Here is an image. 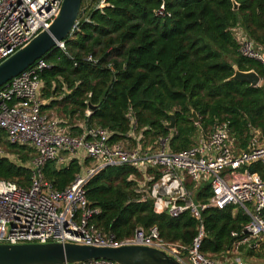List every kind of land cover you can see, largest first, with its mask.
Wrapping results in <instances>:
<instances>
[{
	"label": "trees",
	"instance_id": "1",
	"mask_svg": "<svg viewBox=\"0 0 264 264\" xmlns=\"http://www.w3.org/2000/svg\"><path fill=\"white\" fill-rule=\"evenodd\" d=\"M233 1L239 6L236 11ZM163 5L165 16H159ZM83 11L65 51L56 48L41 58L48 65L40 73L42 100L48 102L43 114L55 112L71 127L84 122L107 129L112 142L127 139L132 114L137 132L151 140L174 133L175 153L192 148L198 132H210L217 122H229L240 150H248L255 132L264 137V65L242 56L233 33L242 29L264 49V0H84ZM235 67L256 72L262 84L254 88L231 80ZM90 107L93 112L87 117ZM171 115L174 130L168 128ZM79 132L76 126L70 135ZM3 137L8 155L22 163L34 158L30 147ZM80 172L77 160L62 169L54 163L44 168L45 179L58 191L69 187ZM250 172L264 178L261 163L252 165ZM132 176L143 180L129 165L108 167L87 184L88 200L100 211L93 223L103 233L123 241L138 228L157 227L165 242L190 248L203 226L201 253L213 260L230 257L237 241L232 233L243 234L250 222L241 208H209L202 212V224L190 213L174 218L157 213L152 201H141ZM0 179L23 189L31 186L30 170L1 156ZM210 198L209 187L195 195L198 203ZM245 250L255 256L254 248L247 246L240 255ZM262 251L255 257L264 259Z\"/></svg>",
	"mask_w": 264,
	"mask_h": 264
},
{
	"label": "built area",
	"instance_id": "2",
	"mask_svg": "<svg viewBox=\"0 0 264 264\" xmlns=\"http://www.w3.org/2000/svg\"><path fill=\"white\" fill-rule=\"evenodd\" d=\"M63 2L0 0V65L48 31ZM158 15L165 16L164 5ZM233 33L242 56L264 65V49L242 29L235 28ZM59 48L65 51V42ZM46 68V62L38 61L0 89V156L31 172L28 189L0 179V244L141 246L165 252L181 264H248L240 255L241 247L254 248V240L264 239V178L250 172L254 164L264 166V137L260 132L254 133L248 150H240L229 122H217L210 132H198L192 148L175 153L171 149L174 133L151 140L137 132V124L129 114L131 130L121 142H112L113 134L107 129L85 123L78 125V135L71 136L59 119L42 113L44 82L40 73ZM92 112L89 108L86 116ZM3 136L11 144L30 147L34 158L22 163L8 155L2 146ZM74 160L81 165L80 174L65 190H56L45 179V166L54 163L62 169ZM122 165L143 175V180L137 181L134 176L130 180H136L139 199L152 201L157 213L174 218L190 213L202 224V212L209 208H241L250 222L243 234L232 233L237 239L230 253L236 254L235 261L213 260L201 253L203 226L190 248L165 242L157 227L138 228L123 241L97 228L93 220L100 211L91 206L86 186L104 169ZM202 187H209L211 193L206 204L195 200ZM74 264L117 263L99 259Z\"/></svg>",
	"mask_w": 264,
	"mask_h": 264
},
{
	"label": "water",
	"instance_id": "3",
	"mask_svg": "<svg viewBox=\"0 0 264 264\" xmlns=\"http://www.w3.org/2000/svg\"><path fill=\"white\" fill-rule=\"evenodd\" d=\"M84 0H64L61 10L48 31L41 33L29 45L0 65V89L14 78L32 68L42 57L65 42L73 33L83 15ZM234 10L238 4L233 1ZM231 80L259 87L263 82L254 72H241L235 67ZM93 111V107H90ZM195 124L199 117L192 112ZM168 128L175 129L174 115ZM105 259L117 264H181L165 252L141 247L97 248L77 244H0V264H74L84 261Z\"/></svg>",
	"mask_w": 264,
	"mask_h": 264
},
{
	"label": "crops",
	"instance_id": "4",
	"mask_svg": "<svg viewBox=\"0 0 264 264\" xmlns=\"http://www.w3.org/2000/svg\"><path fill=\"white\" fill-rule=\"evenodd\" d=\"M47 104H48V102L44 100V105L46 106ZM50 113H47V115L50 116V117H55V118L59 119L62 122V124L64 125V127L67 128V130H68L69 133H71V130H74L76 126L82 125L84 123V122H81V123H78L76 126H72L71 127V126L68 125V123H69L68 121H65L63 119H60L55 112H50ZM261 241L262 240H260V241L259 240L258 241L257 240H254L255 256L257 255L256 254V250H258L260 248V246H261ZM260 252H263L262 249H261ZM249 258L257 259L258 262H264V259H258V258H253V257H249Z\"/></svg>",
	"mask_w": 264,
	"mask_h": 264
},
{
	"label": "rangeland",
	"instance_id": "5",
	"mask_svg": "<svg viewBox=\"0 0 264 264\" xmlns=\"http://www.w3.org/2000/svg\"><path fill=\"white\" fill-rule=\"evenodd\" d=\"M262 84V83H261ZM264 248V239L261 241V246H260V248L258 249V250H256V254H259L260 253V251H261V249H263ZM236 254H234V253H232L231 255H230V257H228V262H234L235 261V256ZM244 255V256H243ZM243 255H241V257H243V259L245 260V261H247V263L248 264H264V262H258L257 261V259H252V258H249L250 256H248V253H247V250H245L244 251V254ZM253 258H257V257H255V256H253Z\"/></svg>",
	"mask_w": 264,
	"mask_h": 264
}]
</instances>
